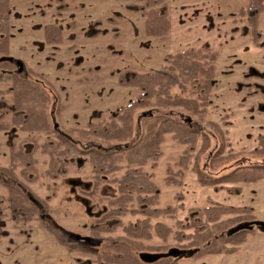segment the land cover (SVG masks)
<instances>
[{
    "label": "rangeland",
    "instance_id": "374dc122",
    "mask_svg": "<svg viewBox=\"0 0 264 264\" xmlns=\"http://www.w3.org/2000/svg\"><path fill=\"white\" fill-rule=\"evenodd\" d=\"M247 3L248 0H166L163 9L170 28L164 37L158 38L143 30V18L137 12L141 0H9L8 52L0 57L22 60L27 70L39 74L49 84L56 98L60 132L104 120L134 99L139 91L121 86L120 76L153 72L163 64L166 55L187 48L203 45L216 52L209 105L203 119L197 121L200 135H206L208 142L200 149L199 139L191 150L179 186L164 181L167 168L171 172L178 169L176 163L184 149L168 135L160 146L158 160L146 163L143 170L157 188L158 207L173 206L174 218L186 222L191 216L188 210L214 205L248 207L253 211V220L237 224L232 231L251 229L253 233L245 237L233 254L190 258L188 252H183L174 257L177 264H264V180L227 184L239 187L238 194L233 195L201 186L195 173L200 169L216 176L233 169H251L262 159L251 151L256 148L257 136L264 135V11L258 16L255 43L247 23ZM44 26L59 27L61 42L46 44L42 36ZM10 69L8 64L0 63V72ZM6 88L7 84L0 82V91ZM144 113L146 110L134 114L132 135L124 143L137 141L142 131L139 117ZM168 114L177 119L183 114L197 120L179 110ZM210 123L228 140V147L221 154L224 158L217 162L213 159L218 136ZM29 137L31 134L0 132V166L9 164V142L27 143ZM227 150L232 157H226ZM33 156L37 179L18 178L25 186H21L22 190L36 204V214L31 221L15 223L7 202L1 199L0 264L93 261L105 253V237L122 235L117 228L92 238L89 230L109 210L108 202L117 196L113 181L125 170L123 153L118 154L119 169L103 176L93 195L88 194L92 191V176L86 158L68 159L66 174L51 181L44 176L46 155L37 150ZM0 178L9 181L5 176ZM177 193L181 195L179 200L175 199ZM0 194L4 197L5 191L0 189ZM135 218L122 217L111 225L133 222ZM160 220L172 225V220ZM145 243L162 245L157 239Z\"/></svg>",
    "mask_w": 264,
    "mask_h": 264
},
{
    "label": "trees",
    "instance_id": "16d2710c",
    "mask_svg": "<svg viewBox=\"0 0 264 264\" xmlns=\"http://www.w3.org/2000/svg\"><path fill=\"white\" fill-rule=\"evenodd\" d=\"M165 1L141 0L137 7L138 14L143 18L146 35L162 38L167 34L170 25L163 9ZM263 11L264 0H248L245 12L248 14L247 23L255 43L258 36L257 20ZM6 12L7 0H0V55L7 48ZM43 37L46 44L61 42L59 27H44ZM216 55V52L203 45L199 48H187L166 55L163 64L153 72L120 76L119 84L136 88L138 95L114 110L106 119L88 122L84 128L67 129L64 132L52 131L49 107L52 96L55 95L39 74L29 70L23 75L1 73L0 82L6 83L7 88L0 91V131L12 128L22 134H31L28 141L33 143L30 150L10 148L9 165L0 166V176L9 179L4 182L0 178V189L5 191L4 197L0 194V201L4 198L7 202L13 221H31L36 214L33 200L22 190L21 186L23 189L25 186L18 178L27 181L37 179L36 160L33 157L35 151L46 155L44 176L51 181L66 174L68 159L86 158L92 176V191L89 195H93L97 186L103 182V176L112 175L119 169L118 154L123 153L125 170L113 181L117 196L108 202L109 210L89 230L92 238H100V235L112 233L117 228H120L122 235L105 237L108 242L104 247L105 253L86 264H177L174 257L159 258L152 263H143L138 258L140 253L162 254L170 248L188 252L190 258L233 254L245 237L253 233L251 229L232 231L237 224L253 220L251 208L214 205L188 210L191 216L186 222L176 219L173 206L158 207L157 188L143 170L146 163L158 160L160 146L168 135L171 140L183 145L184 149L176 163L178 169L171 172L167 168L164 181L169 185L179 186L191 158V150L196 147L199 139L200 149L208 142L206 135H200L197 121L203 119L209 105ZM144 110L146 113L139 117L141 135L136 142L124 143L132 135L134 114ZM175 110L190 114L193 119H197L196 122L191 120L190 125H186L168 114ZM222 124L228 126L227 122ZM210 125L218 136V147L213 159L217 162L224 158L221 154L228 147V140L217 126ZM229 152L226 151L228 158L232 157ZM251 153L262 158L253 168L233 169L216 176L198 169L195 170L197 182L214 191L224 190L233 195L238 194L239 187L227 184L264 180V135L257 136L256 148ZM28 176H31L30 179ZM175 199H181V195L177 193ZM39 201L42 204L46 202ZM126 216L136 218L133 222L111 225L115 220ZM162 218L172 220V225L162 222ZM59 238L63 243V239ZM152 239L159 240L162 245L145 243Z\"/></svg>",
    "mask_w": 264,
    "mask_h": 264
},
{
    "label": "water",
    "instance_id": "95a60500",
    "mask_svg": "<svg viewBox=\"0 0 264 264\" xmlns=\"http://www.w3.org/2000/svg\"><path fill=\"white\" fill-rule=\"evenodd\" d=\"M3 62L13 64L15 67L16 74H20L24 69V65L20 60L13 59L11 57H0V63H3ZM55 106L56 104H55V98H54V102L50 105V110H49V118H50L53 131H55L58 128V124L56 122V116H55ZM178 119L181 120L186 125H190L191 119L188 116L179 114ZM182 253L183 252L179 251L178 249H169L166 253H162V254L140 253L138 255V258L143 263H152L158 260L159 258L177 257Z\"/></svg>",
    "mask_w": 264,
    "mask_h": 264
},
{
    "label": "flooded vegetation",
    "instance_id": "af4514ba",
    "mask_svg": "<svg viewBox=\"0 0 264 264\" xmlns=\"http://www.w3.org/2000/svg\"><path fill=\"white\" fill-rule=\"evenodd\" d=\"M8 9H9V0H7V12H6V14H7V22H8V32H9V18H8ZM44 27H46V26H44ZM44 27H43V29H44ZM42 36H43V30H42ZM7 37H8V39H9V36L7 35ZM8 52V40H7V48H6V52L5 53H7ZM1 57H5V56H1ZM8 57H10V56H8ZM11 58H13V57H11ZM13 59H16V58H13ZM16 60H20V59H16ZM22 63H23V61L22 60H20ZM3 63H6V62H3ZM6 64H8L10 67H11V69L10 70H3V71H1L0 72V74L1 73H7V74H10V73H14L15 75H23L24 74V72H26L27 71V69L25 68V66H24V69H23V71L20 73V74H16L15 73V67H14V65L13 64H10V63H6ZM23 65H24V63H23ZM54 96H52V102H51V104L54 102ZM50 104V105H51ZM55 104H56V98H55ZM49 110H50V107H49ZM55 110H56V106H55ZM55 116H56V113H55ZM50 119V118H49ZM56 122H57V120H56ZM50 124H51V122H50ZM58 124V123H57ZM51 128H52V125H51ZM57 130H59L58 128L55 130V131H57ZM52 131H53V129H52ZM0 132H8V134H10V135H12V133L13 132H18V133H20L19 131H15L14 129H9V130H7V131H0ZM10 144H8V149L7 150H9L10 148H17V147H21V148H23V149H25V150H30L31 149V147H32V145H33V143L31 142V141H27V143H25V141H21V142H19V143H17V144H13V143H11V141L9 142ZM34 157V156H33ZM9 160V159H8ZM36 160V159H35ZM9 165V164H8ZM36 201V200H35ZM34 203V202H33ZM34 205H35V208H36V204L34 203ZM37 210V209H36Z\"/></svg>",
    "mask_w": 264,
    "mask_h": 264
}]
</instances>
